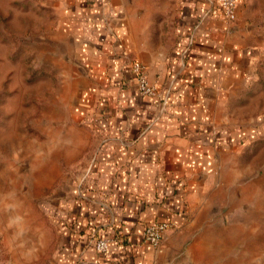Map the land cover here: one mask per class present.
Segmentation results:
<instances>
[{"label":"crops","instance_id":"crops-1","mask_svg":"<svg viewBox=\"0 0 264 264\" xmlns=\"http://www.w3.org/2000/svg\"><path fill=\"white\" fill-rule=\"evenodd\" d=\"M51 3L82 71L73 103L85 134L77 156L87 161L48 209L59 232L49 264H196V244L181 238L194 232L229 155L258 131L233 111L259 55L249 0H237L235 21L212 0ZM134 61L157 96L140 94ZM159 222L170 227L155 249L142 231ZM97 238H111L105 252Z\"/></svg>","mask_w":264,"mask_h":264},{"label":"rangeland","instance_id":"rangeland-1","mask_svg":"<svg viewBox=\"0 0 264 264\" xmlns=\"http://www.w3.org/2000/svg\"><path fill=\"white\" fill-rule=\"evenodd\" d=\"M249 8L259 55L252 88L233 111L244 128L258 131L229 155L220 185L197 209L194 232L181 238L196 244L190 254L196 264H264V0H249ZM74 48L51 0H0V262L6 264L54 259L59 232L48 209L87 161L74 113L76 88L84 83Z\"/></svg>","mask_w":264,"mask_h":264},{"label":"built area","instance_id":"built-area-1","mask_svg":"<svg viewBox=\"0 0 264 264\" xmlns=\"http://www.w3.org/2000/svg\"><path fill=\"white\" fill-rule=\"evenodd\" d=\"M216 7L213 10L220 17L229 21L237 19V0H212ZM132 71L137 81L140 94L144 96H157V87L149 80L148 69L145 64L140 61L132 62ZM170 227L167 222H159L146 226L142 231L143 239L153 246L160 249L165 231ZM111 238H97L93 244L97 251L105 252L110 243Z\"/></svg>","mask_w":264,"mask_h":264}]
</instances>
